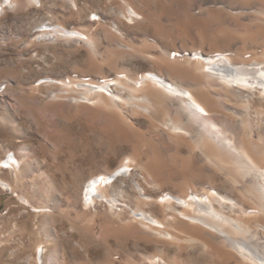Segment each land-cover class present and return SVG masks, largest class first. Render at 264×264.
<instances>
[{
	"label": "rangeland",
	"instance_id": "rangeland-1",
	"mask_svg": "<svg viewBox=\"0 0 264 264\" xmlns=\"http://www.w3.org/2000/svg\"><path fill=\"white\" fill-rule=\"evenodd\" d=\"M123 1L12 0L13 8L0 15V162L10 154L18 162L0 168V179L10 186L0 183V264H40L41 252V264H228L186 240L151 234L149 224L134 216L142 210L161 218L162 207L143 199L179 194L185 180L197 192L205 183L189 179V150L169 160L152 141L149 120L121 113L110 96L127 98L120 83L157 72L159 62L186 67L175 54L211 49L194 26L182 23V14H196L199 0H142V14L132 20L120 14ZM262 1L237 0L242 8L229 12L213 6V14L234 15L237 23L226 27L240 41L235 44L240 60L264 59V23L254 21L264 19ZM248 14L250 20H244ZM166 15L177 18V28ZM207 23L205 33L215 34V25ZM255 23L262 27L243 31V25ZM55 26L79 36L43 32ZM108 81L114 83L106 94L84 86ZM260 100L256 97V109L261 104L264 110ZM128 132L144 152L106 190L113 201L86 206L82 193L88 180L135 152ZM257 133L254 143L264 141V120ZM148 146L154 156L145 152ZM154 176L160 182L152 183ZM217 187L228 192L220 181Z\"/></svg>",
	"mask_w": 264,
	"mask_h": 264
},
{
	"label": "bare ground",
	"instance_id": "bare-ground-1",
	"mask_svg": "<svg viewBox=\"0 0 264 264\" xmlns=\"http://www.w3.org/2000/svg\"><path fill=\"white\" fill-rule=\"evenodd\" d=\"M136 2L123 1L120 14L128 20L137 19L145 3ZM262 3L259 7L264 16ZM218 4L223 7L220 11L242 8L237 0H199L193 8L196 14H182V23L194 26V32L211 49H184L181 55L173 57L184 59L186 67L176 61L159 62L157 72L145 71L120 83L129 93L127 98L110 96L121 113H138L149 120L155 132L152 141L158 152L169 160L174 162L180 149L189 150L193 162L189 179L205 183L197 192L185 180L179 194L165 193L159 198L143 199L145 204L158 203L162 207L161 218L142 210L134 211V216L149 224L151 234L170 241L186 240L221 256L228 264H264V141L254 143L253 140L264 120L261 104L260 110L256 109V97L264 102V59L237 58L240 52L235 44L240 41L231 37L233 34L226 27L237 22L234 15L213 14L217 11L213 6ZM14 5L12 0H2L0 15ZM167 17L169 22L175 21L173 26L177 28V23L180 24L177 18ZM243 19L250 20V15H243ZM255 20L264 23L260 17ZM205 22L215 25V34L205 33L202 28ZM260 27L256 23L243 25V31L252 32ZM179 30L181 34L186 31ZM49 31L69 38L76 33L62 26L43 30ZM261 55L264 57V51ZM112 83H85L84 86L106 94ZM126 134L135 152L114 170L103 171L88 180L82 193L86 206L95 201H113L107 197L106 190L128 172L130 162L136 160L138 153L144 152L139 139L132 132ZM145 152L154 156L152 147L148 146ZM0 164V168L10 169L18 162L10 154ZM157 179L154 176L151 182H160ZM218 181L228 188L227 193L217 187ZM0 183L10 187L1 179ZM41 255L42 252L38 254L40 264Z\"/></svg>",
	"mask_w": 264,
	"mask_h": 264
}]
</instances>
